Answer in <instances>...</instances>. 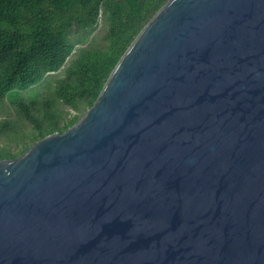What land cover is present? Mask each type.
I'll use <instances>...</instances> for the list:
<instances>
[{
    "label": "water",
    "instance_id": "obj_1",
    "mask_svg": "<svg viewBox=\"0 0 264 264\" xmlns=\"http://www.w3.org/2000/svg\"><path fill=\"white\" fill-rule=\"evenodd\" d=\"M0 264H264V0H169L74 126L1 159Z\"/></svg>",
    "mask_w": 264,
    "mask_h": 264
},
{
    "label": "trees",
    "instance_id": "obj_2",
    "mask_svg": "<svg viewBox=\"0 0 264 264\" xmlns=\"http://www.w3.org/2000/svg\"><path fill=\"white\" fill-rule=\"evenodd\" d=\"M168 1L0 0V101L32 128L20 135L1 119L0 140L14 132L20 148L0 146V160L74 126Z\"/></svg>",
    "mask_w": 264,
    "mask_h": 264
},
{
    "label": "rangeland",
    "instance_id": "obj_3",
    "mask_svg": "<svg viewBox=\"0 0 264 264\" xmlns=\"http://www.w3.org/2000/svg\"><path fill=\"white\" fill-rule=\"evenodd\" d=\"M45 92L47 91L45 90ZM32 93H39V90L34 89ZM67 109L70 110L69 108ZM7 117H10L11 120H13V125L16 128L18 134L21 135L24 132L31 131L32 128L29 123H27L22 119L15 118L14 115L12 114V111L10 110L8 103L6 101H0V120ZM0 146H7V148L13 150V152H16L20 148L17 145L16 134L14 132L13 133L9 132L7 133V135L3 136L0 140Z\"/></svg>",
    "mask_w": 264,
    "mask_h": 264
}]
</instances>
